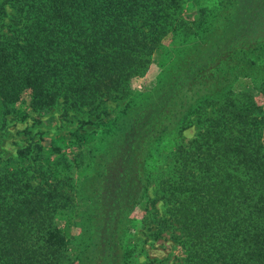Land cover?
I'll return each mask as SVG.
<instances>
[{"label": "trees", "instance_id": "1", "mask_svg": "<svg viewBox=\"0 0 264 264\" xmlns=\"http://www.w3.org/2000/svg\"><path fill=\"white\" fill-rule=\"evenodd\" d=\"M180 4L0 0V126L24 92V112L51 108L59 97L94 110L124 98L126 84L167 37L183 53L100 131L69 132L72 147L96 138L106 146L97 155L103 147L92 145L90 161L100 184L92 196L103 213L97 221L93 206L81 236L68 230L78 222L60 219L74 212L82 183L62 166V151L45 167H31L29 147L17 149L15 166L0 158V264H130L142 204L152 209V235L170 232L176 242L172 264H264V109L252 91L226 90L220 81L226 91L213 101L214 83L199 77L224 58L219 79L228 82L236 68L257 65L264 0H213L193 21L181 16ZM192 116L197 131L175 146L171 175L160 183L161 214L146 195L147 167L156 144L181 133Z\"/></svg>", "mask_w": 264, "mask_h": 264}, {"label": "rangeland", "instance_id": "2", "mask_svg": "<svg viewBox=\"0 0 264 264\" xmlns=\"http://www.w3.org/2000/svg\"><path fill=\"white\" fill-rule=\"evenodd\" d=\"M212 2L213 0H181V16L188 21H193L197 17L198 10L208 7ZM211 30H215V28L211 27ZM169 42L170 37H167L164 41L165 46H162L159 51H155L149 57V62L144 71L139 76L130 79L126 84L127 93L124 98L104 101L97 105L96 109L89 110L85 106L68 107L64 104L63 98L59 97L51 108L24 112L25 104L27 106L29 100L27 92H24L20 102L13 108L14 111L7 114L2 120L3 125L0 126V158L6 160L7 166H15L16 151L24 147H29L27 157L28 161H33L31 167L34 165L38 167L39 164L45 167L50 162L61 158L58 157L57 151H62L64 159H67L66 161L62 160V166L66 167L65 163H68L69 175L74 178L77 185L82 182L75 196V206L72 210L74 212L71 214L65 212V215L60 217V219H64V216H68L72 221L78 222L77 226L74 222L69 227L70 237L72 235L77 237L81 230L89 226L87 224L89 223L88 217L93 206L97 221L100 220L103 213L92 196L94 194L92 190L97 189V187L99 189L100 184L98 174H94V167L90 161H92V145L103 147L97 150V155L104 154L106 146H104V140L99 141L96 138L95 142L87 145L76 144L72 147L68 140L69 132L79 127L86 131H100L102 125L105 124L104 122L114 119L126 103L135 100L142 92L155 86L157 79L167 66L174 70L177 64L181 63L179 60L183 55L182 46L178 47L176 42L172 44ZM196 43H198L197 40ZM225 60L227 58L222 59L214 70L213 67H210L199 74L204 82L214 83L213 101L220 102L227 88L233 92L249 90L253 92V95H256V102L264 109V56L256 61L257 65L254 64L253 67L241 66L236 68V74L229 82L227 79H219V76L225 72ZM218 73V77L214 75ZM219 81L225 84L226 90L223 92L218 89L220 88ZM218 92L220 94H217ZM96 104L94 105L96 106ZM196 131L195 116H192L181 133L167 134L154 148L152 161L147 167L151 182L146 195L148 199L156 200V207L161 214L165 205L163 200L159 198L161 195L160 183L162 179L171 175L174 148L181 140L193 138ZM96 169L98 168L96 167ZM136 211H139L140 215H136L139 218L134 229H132L131 241L134 250L130 264H172L176 261L175 258L179 252L176 242L170 237V232H164L161 236L152 235V230H150L153 225L152 209L149 208L144 211L142 204ZM143 212L145 213L144 216H142ZM60 225L64 227L66 223L60 221ZM65 252L69 253V250ZM91 264H99V262L94 260Z\"/></svg>", "mask_w": 264, "mask_h": 264}]
</instances>
